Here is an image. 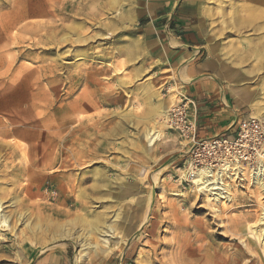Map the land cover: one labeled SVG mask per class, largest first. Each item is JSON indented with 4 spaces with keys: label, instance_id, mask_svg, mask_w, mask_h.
Segmentation results:
<instances>
[{
    "label": "rangeland",
    "instance_id": "rangeland-1",
    "mask_svg": "<svg viewBox=\"0 0 264 264\" xmlns=\"http://www.w3.org/2000/svg\"><path fill=\"white\" fill-rule=\"evenodd\" d=\"M197 1L154 23L149 0H0V198L29 221L0 229V264H235L239 248L237 264H264L247 165L232 199L210 203L188 177L190 143L159 115L181 98L191 112L189 86L210 75L238 118L199 139L237 138L251 117L264 128L260 40L226 24L228 0ZM200 18L220 36L200 39ZM210 47L228 70H199ZM147 129L161 133L151 145Z\"/></svg>",
    "mask_w": 264,
    "mask_h": 264
},
{
    "label": "bare ground",
    "instance_id": "bare-ground-1",
    "mask_svg": "<svg viewBox=\"0 0 264 264\" xmlns=\"http://www.w3.org/2000/svg\"><path fill=\"white\" fill-rule=\"evenodd\" d=\"M220 3H223V0H220ZM219 13L222 14V17L228 19V22L226 23L228 26H230L232 21H234L242 28L249 27L254 29L255 33L253 39L260 40V45L253 50L252 56L254 58L258 57L256 66L264 68V0H228L225 7H223ZM224 18L221 22H225ZM201 21L204 23L205 18H201ZM231 29L232 27H229V30ZM198 35L204 39H215L220 36L218 34L207 32L204 27L198 31ZM167 112L168 110L164 106L159 112V115L165 119L168 115ZM252 118L254 119V124L260 125L258 119L251 117V119ZM262 120L264 121V118ZM262 131L264 132L263 127ZM244 133L245 136L242 143L237 144V142L233 143V141H230L231 148L228 150V154L225 155L224 153V155L218 157V164L216 166L205 164L195 167L190 164L188 177L191 179V182L194 184V187L198 192H202L210 196V203L214 202L217 204L223 200L225 202H229L232 199V195L231 184L228 181L233 178L236 179L240 176H244V166L240 163L241 161H244V164L248 167L247 171L251 185L255 186L261 192L263 198V202L260 204L257 219L254 223L257 225H253L250 228V231L252 232L251 236L255 240V244L256 242L258 243L264 256V136L253 134L252 130L250 131L249 129L245 130ZM160 134V131L157 129H147L144 132V137L147 139L149 145H151L160 136ZM236 145L238 147H236ZM239 147L242 148L240 151L237 150ZM236 153H238V155H236ZM11 205H13V202ZM210 205L215 212L218 211L215 206H212L214 204ZM3 209L2 199L0 198V229L2 227L9 226V231H13L15 229V224L18 222L20 224H24L25 226L29 225L26 213H17L14 211L8 212ZM12 216L14 217L13 221L11 219ZM58 235V238L70 237L71 232L70 230L63 228L60 230ZM73 241L75 244L78 242L76 237H74ZM246 245L247 244H245V246ZM249 245L250 249H252L251 243H249ZM249 253L250 252H248V255ZM244 255V250L239 248L231 255V259L235 264H237L241 260L239 259V256L244 257ZM251 263H256V259L252 256L250 257L249 264Z\"/></svg>",
    "mask_w": 264,
    "mask_h": 264
},
{
    "label": "crops",
    "instance_id": "crops-1",
    "mask_svg": "<svg viewBox=\"0 0 264 264\" xmlns=\"http://www.w3.org/2000/svg\"><path fill=\"white\" fill-rule=\"evenodd\" d=\"M150 1V11L148 14L152 13L154 15V18L150 17V20L154 23H162L163 18H167L168 14L169 16L174 12L175 10V4L178 0H149ZM201 0L197 1V7L198 3ZM196 7V9H197ZM204 16V14H201ZM205 17V16H204ZM167 20V19H166ZM199 23L198 31L201 30V28L204 27L203 23L201 21V18L197 20ZM205 23V22H204ZM159 25V24H158ZM161 25V24H160ZM206 30V29H205ZM197 31V32H198ZM198 37L201 38L199 35ZM178 44L184 45V43L177 41ZM174 49V47H169V49L166 51L168 54V57L170 58H177L178 52ZM200 49V48H199ZM198 49V52H199ZM215 48L210 47L208 51L207 59H215ZM216 63L210 64V62H200L199 63V70L203 71L205 68L211 67L212 71L215 74H219L220 72H224L228 70L226 65L220 61L219 58L216 57ZM220 61V63L218 62ZM218 86L219 83L213 79L210 75L205 76H198L196 82H194L191 86H189V91L193 92L195 94V102L196 106L195 108L191 109V116L196 120L198 125H200V130H197V136L198 138H202L204 136L203 133H207L206 128H210L209 133H220L222 130H229L232 125L234 124L235 120L238 118V113L235 111L234 104H231L229 101V98L226 97L225 94L221 95L218 94ZM245 94V99H250L252 97V94L248 96ZM193 100V99H192ZM166 105V103L164 104ZM163 105V107H164ZM198 113V115H197ZM225 126V129L222 127ZM232 132V129L229 130L228 133Z\"/></svg>",
    "mask_w": 264,
    "mask_h": 264
},
{
    "label": "built area",
    "instance_id": "built-area-1",
    "mask_svg": "<svg viewBox=\"0 0 264 264\" xmlns=\"http://www.w3.org/2000/svg\"><path fill=\"white\" fill-rule=\"evenodd\" d=\"M188 100L180 99L173 107L170 108L167 115V122L171 129L177 131L178 135L184 139V141L190 143L191 154H193L192 162L193 166L202 165H213L216 166L218 163L216 157L228 154V150L231 148L230 141L233 143H242L245 133L244 131L249 129L252 130L253 134L262 136L264 133L260 129V125L254 124L253 118L243 121L240 125V131L237 133L238 137L233 139L219 138L211 140H202L197 136L196 121L191 116L188 108ZM236 147H238L236 145ZM239 147L237 150H241ZM234 150V151H237ZM238 155V153H236Z\"/></svg>",
    "mask_w": 264,
    "mask_h": 264
}]
</instances>
